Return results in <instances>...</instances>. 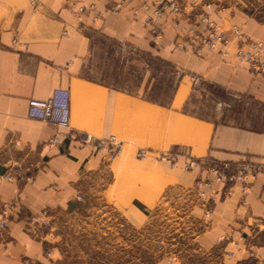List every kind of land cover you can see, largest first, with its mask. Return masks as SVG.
I'll list each match as a JSON object with an SVG mask.
<instances>
[{"label":"crops","instance_id":"crops-1","mask_svg":"<svg viewBox=\"0 0 264 264\" xmlns=\"http://www.w3.org/2000/svg\"><path fill=\"white\" fill-rule=\"evenodd\" d=\"M30 1L0 0V157L3 166L20 170L8 173L12 180L0 181V215L3 206L19 201L10 210L13 218L6 238L11 243L5 248L0 242V264H27V260L52 264L44 257L40 230L26 219L44 210L53 218L70 213L77 203L76 193H86L89 184L103 185L107 165L102 155L75 137L52 144L57 126L28 116L29 100H46L57 88L71 92L72 130L100 138L117 136L128 146L124 161L140 145L152 153L174 150L221 163L249 160L260 164L262 171L246 202L239 185L228 196L218 184L208 206L209 215L194 191L202 174L199 168L169 171L166 165L143 164L141 168L152 176L157 188L161 187L160 194L148 191L141 199L163 200L172 190L179 191L182 200L191 199L193 243L207 264H264V129L237 122L217 123L188 111L199 83L193 82L194 76L230 96L264 105V77L253 75L239 60L238 42L234 41L229 57L219 50H204L196 56L188 46L185 50L175 47L177 31L170 16L156 21L164 37L162 47L154 46L144 25L148 13L136 16L132 3L114 15L108 11L110 0H36L37 10ZM200 1L214 3L217 11L213 18L228 37L234 39L236 26L264 41V0ZM73 4L97 6L83 17L86 28H81L71 13ZM223 5L227 8L220 10ZM182 25L188 27L184 21ZM105 42L173 65L181 74L169 100H147L90 77V63ZM28 171L34 175L29 176ZM153 264L170 263L162 258ZM175 264L188 263L179 259Z\"/></svg>","mask_w":264,"mask_h":264},{"label":"rangeland","instance_id":"rangeland-1","mask_svg":"<svg viewBox=\"0 0 264 264\" xmlns=\"http://www.w3.org/2000/svg\"><path fill=\"white\" fill-rule=\"evenodd\" d=\"M34 1H30L32 6ZM179 2L185 7L194 2L197 11L212 5L213 16L217 11L211 1ZM226 8L223 5L219 9ZM181 21H185L184 16ZM104 46L96 51L94 61L90 63V77L147 100H169L181 74L173 65L115 43L105 42ZM200 81L194 82L197 85L188 111L217 123L237 122L264 129V105L247 97L230 96ZM127 147L125 145L114 160L105 158L107 169L102 188L89 184L87 192H82L81 200L77 199L76 193L77 203L70 213L55 218L50 213L49 226L40 228L41 235L38 236L44 242V257L52 264H153L162 258L170 264L179 259L188 264H207V259L195 251L193 243L191 199L182 200L177 190L169 191L163 200L141 199V194L148 191L153 195L160 194L161 187L157 188L152 176L141 168L143 164L166 165L169 171L179 168L171 169L167 163L151 156L140 159L138 150L147 149L140 145L134 147L124 161ZM3 165L0 157V176L20 171ZM27 173L34 175L33 171ZM262 228L264 235V226Z\"/></svg>","mask_w":264,"mask_h":264},{"label":"built area","instance_id":"built-area-1","mask_svg":"<svg viewBox=\"0 0 264 264\" xmlns=\"http://www.w3.org/2000/svg\"><path fill=\"white\" fill-rule=\"evenodd\" d=\"M134 5L133 12L137 16L141 12H147L144 25L147 27L151 42L156 47H161L164 37L163 30L156 25L157 20L167 16L171 17V25L177 31L175 47L185 50L187 46L193 53L201 56L204 50H219L224 57L230 56V48L234 41L240 45L237 47L236 55L242 62L249 66V70L255 76L264 77V41L250 37L238 27L233 28L234 39L227 36L222 26L213 18L212 5L206 9L197 11L194 2L183 6L179 0H110L108 11L119 15L125 4ZM34 10H37V2H33ZM97 6L90 7L71 6V13L79 20L81 28H86L83 22L85 15H90ZM181 16L188 27H183ZM97 19V18H96ZM67 36V32H64ZM193 82L199 79L192 77ZM28 116L31 119L39 120L57 126L58 133L52 140V144L59 145L63 138L75 137L83 146H89L94 152L104 158L114 160L124 148V142L117 136L100 138L81 131H73L71 128V92L69 89L57 88L46 100L31 99L28 102ZM140 159L150 156L158 161L165 162L171 169L180 168L183 171H193L199 168L202 172L195 181L194 191L206 208V214L211 213L209 203L216 185H221L228 196H232L236 186H240V194L243 202H246L250 195L251 187L262 171L260 164L243 160L238 163H221L210 158L190 157L183 152L174 150L157 151L152 153L149 149H140L137 152ZM12 180L9 174L0 176V181ZM83 198L82 193H77V199ZM17 200L12 204L2 207L0 215V238L7 248L11 241L6 238L8 224L13 218L10 214L11 208L18 205ZM27 223L37 230L47 228L50 224V211L44 210L42 214L31 216L26 219ZM38 226V227H37ZM264 226V225H263ZM6 232V234H4ZM27 264H34L31 260Z\"/></svg>","mask_w":264,"mask_h":264}]
</instances>
